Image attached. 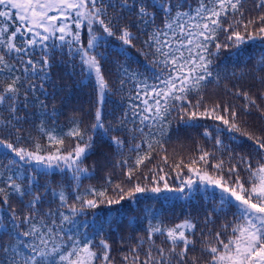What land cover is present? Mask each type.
<instances>
[{
    "label": "snow or ice",
    "instance_id": "obj_1",
    "mask_svg": "<svg viewBox=\"0 0 264 264\" xmlns=\"http://www.w3.org/2000/svg\"><path fill=\"white\" fill-rule=\"evenodd\" d=\"M245 2L197 0L193 6L190 0H0V132L7 133V138L0 136V237H7L0 244V264H114L108 240L101 235L96 241L81 232L76 218L101 205L135 202L147 191L180 193L182 199L201 195L212 207L205 209L202 220L189 216L173 226L148 210V235L137 237L128 253H122L124 264H264V134L249 130L241 119V113L253 112L264 118V87L257 92L227 88L243 101L240 110L227 101L209 104L203 95L208 83L221 80L213 69L222 50L264 41V11L245 18ZM256 8L264 9V0H257ZM143 35L147 39L142 43L149 49L145 55H153L150 64L159 74L150 82L120 65L119 83H133L139 103L129 104L133 127L126 123L127 111L116 125H106L104 103L112 88L104 63L113 44L127 56ZM58 54L59 63L94 85L96 106L90 125L73 114L66 130L57 126L55 107L50 110L46 99H40L47 95L45 84L52 83ZM251 71L264 85V54ZM193 94L195 103L189 99ZM30 108L37 112L29 113ZM174 112L177 117H172ZM33 117L39 119L33 125L37 135L22 133ZM177 118L190 127L211 120L202 135L213 142L212 149L198 143L187 162L180 156L170 165L179 187H171L168 173L160 175L163 167L158 166L149 169L151 177L140 173L152 182L142 186L140 166L153 152L167 153L164 139ZM124 131L132 141L139 134V142L126 145L113 134ZM97 136L106 137L121 157L115 166L126 169V183L105 174L99 187L83 184L96 171L95 164L85 161L95 150ZM245 141L254 154L233 150V144ZM125 151L136 153L131 164ZM160 159L168 165L167 154ZM53 170L65 175L66 186L54 188L46 179ZM217 218H222L218 226ZM88 226L83 223L85 229ZM156 236L163 238L161 244H156Z\"/></svg>",
    "mask_w": 264,
    "mask_h": 264
},
{
    "label": "trees",
    "instance_id": "obj_2",
    "mask_svg": "<svg viewBox=\"0 0 264 264\" xmlns=\"http://www.w3.org/2000/svg\"><path fill=\"white\" fill-rule=\"evenodd\" d=\"M193 6L196 5L197 0H190ZM257 0H246L244 3L245 18L255 17L259 15L264 9L256 8ZM161 21L158 17L157 24ZM135 32L136 29L134 28ZM144 39H147L146 35L141 36L140 39L134 41L136 47L128 49V55L124 56L115 51V44L109 51V59L104 63L105 75L109 80L112 92L105 98L104 103V119L105 124L111 123L116 125L117 121L124 116L125 112L129 113V120L126 121L128 127H133L130 123L131 110L129 104L139 103L135 100L134 84L126 80L125 85L121 87L119 81L122 79V74L119 71L120 65L128 68L131 71H138L143 76L151 78L154 74L158 75L154 66L150 62L154 59L153 55H145L149 49L142 43ZM219 39L224 40V34L221 33ZM264 54V43L258 41H250L247 44L241 46L240 49L229 48L221 51L218 57H216V64L213 69L214 72H219L221 80L219 84L216 82H210L207 84L204 90V99L207 103L214 102H229L235 105L238 110L243 104V101L231 94L226 89L239 86L241 88L251 89L253 92H257L264 85H261L254 79V73L251 71L255 68L257 58ZM64 60L68 58L63 57ZM60 56L57 55V63L52 68V83L45 84L47 89V95H41L40 99H46L49 109L53 106L57 111L56 125L67 129L69 125V117L73 114L79 115L83 118L84 125H90L93 122L92 113L96 106V93L94 85L91 82H82V77L79 72L73 73L69 65L59 63ZM236 73V75H232ZM241 73H245L243 78L240 77ZM260 75H264L261 73ZM53 95L55 99H53ZM131 97V100H130ZM189 99L195 103L197 99L196 95H190ZM37 109L30 108L29 113H36ZM172 117H177V113H172ZM171 119V117H170ZM241 119L246 121L249 130L253 131L257 135L264 134V118H261L259 113L253 112L251 115H245L241 113ZM38 118H30L24 123L21 129L22 133H31L37 135L34 124H38ZM48 126H52V121L48 120ZM200 124V127L185 126L178 118L172 120L170 132L164 139V147L167 149V153L153 152L152 158L145 161L144 165L140 166L137 176L140 173H148L151 177L149 169L153 166L163 167V172L159 173L163 175L168 173L167 180L171 187H179L180 180L177 179L174 170L170 165L174 164L180 156L185 157L187 162V156L193 154L197 147V144L203 145L206 149H212L213 142L205 138L202 133L205 126L212 125V121L204 119L196 122ZM155 131V128L152 129ZM149 129L145 128V132ZM114 135L121 136L126 145L129 142H139L140 136L137 134L135 141L131 140V136L128 132H117ZM0 136L7 138L6 132H0ZM159 138V137H157ZM225 142L228 143L227 136L223 137ZM42 142H44L42 140ZM233 150L235 152H241L247 155L254 154V149L251 144L245 141L241 145L233 144ZM146 151V145H145ZM167 154L169 156L168 165H164L160 157ZM125 156L130 157L129 163L135 158L136 153H129L125 151ZM121 157L117 154L116 149L110 144L108 139L96 137V147L93 154L89 155L85 161L86 165H96V171L91 179H84L83 184L85 186L91 184L100 186L104 183L105 174H110L114 182L126 183L125 171L126 169L117 167L116 161ZM211 163V161H210ZM184 175L187 176L188 172L185 169ZM241 175L245 173L241 171ZM195 178V177H194ZM45 177H42V181ZM54 188L60 187L62 184L67 185L68 180L65 175L53 170L46 177ZM142 186L147 183L152 186L151 179L148 181L143 180V176H140ZM163 187V183L160 184ZM180 193H170L163 191L161 193H154L147 191L142 194H138L135 202L125 200L119 205H101L97 209L88 210L87 215L79 216L76 218L77 226L81 232L87 231L89 235L94 236L96 241H99L101 235L104 239H107L111 245L110 256L114 260V264H124L121 256L122 253L126 254L129 251L131 245H135L137 237H146L148 235L146 228L148 225V219L146 215L148 210L154 217L163 221L167 226H173L179 223L186 217H200L201 220L205 214V209H211L212 204L209 203L201 195H196L192 199L180 198ZM12 203L17 204L16 198H12ZM18 206V205H17ZM44 207H48L45 205ZM55 208L56 204L51 205ZM234 211V209H233ZM231 212L227 214L231 216ZM222 218H217L216 226L221 223ZM108 221H111L109 224ZM87 222L89 225L87 229L83 227V223ZM155 222V220L153 221ZM71 227V226H66ZM99 233V234H97ZM156 244H161L163 238L160 236L154 237ZM7 240V237H0V244H3ZM123 240V244L121 241ZM167 247V244L164 245ZM198 254V248H197ZM143 255V251H141Z\"/></svg>",
    "mask_w": 264,
    "mask_h": 264
},
{
    "label": "rangeland",
    "instance_id": "obj_3",
    "mask_svg": "<svg viewBox=\"0 0 264 264\" xmlns=\"http://www.w3.org/2000/svg\"><path fill=\"white\" fill-rule=\"evenodd\" d=\"M258 42H261V43H264V41H259V40H257Z\"/></svg>",
    "mask_w": 264,
    "mask_h": 264
}]
</instances>
